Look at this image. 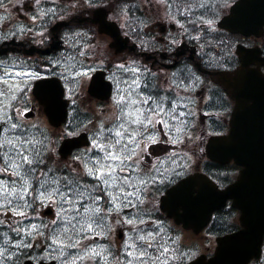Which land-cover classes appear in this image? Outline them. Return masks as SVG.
Here are the masks:
<instances>
[{
    "label": "snow or ice",
    "instance_id": "snow-or-ice-1",
    "mask_svg": "<svg viewBox=\"0 0 264 264\" xmlns=\"http://www.w3.org/2000/svg\"><path fill=\"white\" fill-rule=\"evenodd\" d=\"M12 5L0 0V46L10 49L0 54V264H201L215 228L189 244L169 218L197 216L207 193L230 233L219 243L244 242L249 229L228 194L233 173L213 172L211 182L190 175L213 153L205 138L223 135L213 125L233 120L245 75L264 77L243 51L237 68L220 32L241 22L242 0H15L25 23ZM81 10H96L93 23L131 41L133 55L112 57L91 28L71 29ZM53 21L71 29L58 37L60 54L39 62L13 54L46 46ZM164 22L172 30L160 35ZM185 41L200 50L195 58L183 56ZM221 73L227 92L213 83ZM90 80L108 103L87 104ZM34 96L62 128L36 116ZM262 247L264 238L252 242L241 264H264Z\"/></svg>",
    "mask_w": 264,
    "mask_h": 264
},
{
    "label": "flooded vegetation",
    "instance_id": "flooded-vegetation-1",
    "mask_svg": "<svg viewBox=\"0 0 264 264\" xmlns=\"http://www.w3.org/2000/svg\"><path fill=\"white\" fill-rule=\"evenodd\" d=\"M14 3H15V0H13V5L10 6V8H9V10L12 12V16L15 17L20 23H25L26 21L24 20V17L21 14H18L13 10ZM259 5H260L259 0H251L250 5L249 4L247 5V2H246L244 4L243 8L241 7V9H240L241 22L250 21L251 19H250L249 15H259L260 13H263V11L259 8ZM256 6H258V8ZM248 9H250V10H248ZM2 11H3V9H2ZM94 11L95 10H81L80 13H73L74 15H79V20L76 23H73L71 25V29H77L80 31H87V29L91 28L93 30V33H95L97 35V38L102 40L105 43L107 54L112 56V57H123V56L133 55V52L131 50L132 48H130V46H132L131 41H129V42L124 41L128 45V47H126L124 50H120V48H118V46L121 44V40L119 42L117 40H115L116 45L113 46L114 45L113 36H111L110 34L101 33L100 29H99V24H95V23H92L90 21L83 20L84 16H91L94 13ZM256 13H258V14H256ZM108 15L110 16L111 13H108ZM230 15H231V9L225 11L223 13L221 19L222 20L226 19ZM55 22L56 21H53L52 24L49 25L50 31L53 29ZM259 22H260V18L258 17L256 24L259 25ZM240 27H242L247 32L243 33L242 31L238 30ZM162 28L167 29L168 31L172 30L171 25H169L167 22H164L162 25L156 26V33H158L160 35H164L165 33L162 31ZM71 29L68 26H64L61 28L60 31L53 33V36L50 37L46 46L28 45V44H26L24 47L17 46L16 52L13 54L19 55L21 58L28 59L31 62H39L42 59H44L46 56L58 55L65 48V45L58 39V37L62 36L66 32H69ZM220 32L222 33L223 39L228 40L230 43L233 44V54H234L236 62H237V68L240 67V54L238 53V48L242 47V48H246V49H252L253 52H255V53H251L250 55L247 56L248 61L253 62L252 64L249 65V67L250 68L251 67L252 68L260 67V68L264 69V65L259 64V61L264 59V25H263V29H262V28L257 27V26L244 27V26H241L240 23H238V24L230 25L228 27H222L220 29ZM89 35H92V33H89ZM54 42H57V45L59 48H58V50H52L51 52H49V54L40 53L37 50H35V52H30L31 49L33 48L32 46H35L37 48H50L52 43H54ZM181 47L185 49V51L183 52V56L191 55V56H193V58H195V56L198 55L199 51H200L199 49H196L195 53H193L191 51L193 48V45H192V43L187 42V41H185V43L182 44ZM9 51H10V49H9ZM100 71H102V70H100ZM213 83L216 84V87L219 88L221 92H227L229 78L227 76H225L223 73H221L220 75H218L213 80ZM245 83H246V77H245ZM89 84H90V81H88V84L86 86L87 90L85 93L87 104L92 106V107H98L100 105L108 103V100L105 98L103 91L100 92L101 96L99 98L91 95L89 93ZM33 103L35 104L36 110H37L36 116L39 117V119L41 120L42 118H44V108L36 100L35 97H33ZM235 105H236V101L233 100V110L235 108ZM205 123L211 125L212 120H206ZM221 124H222V126H220V127L213 125V128H215L216 132L224 134L228 130L229 119H223L221 121ZM62 127H63V125H61L59 128H62ZM50 128H51V131H53V132L58 131V127H52L51 126ZM209 131H212V128H209ZM209 136H207L205 138V141H207V138ZM203 147L205 149V144L203 145ZM205 153H207V152L205 151ZM200 171H204L211 178L215 179V177L212 174L213 172H231V173H233L234 168L233 167L228 168V166L219 167V165L216 162L210 161L207 158V155H205L204 163L201 165V169L199 171H197L195 168H193L192 173L200 172ZM192 173H190V174H192ZM174 226L181 231L183 238H185V235L196 237V235L192 231L186 230L184 228H179V226L177 227L175 224H174ZM207 230L208 229H205L203 236L205 235V233H207ZM201 235H202V233L199 234V236H201ZM184 242H185V239H184ZM212 249L213 248L211 245V250L208 251L207 249H205L204 252H211Z\"/></svg>",
    "mask_w": 264,
    "mask_h": 264
},
{
    "label": "water",
    "instance_id": "water-1",
    "mask_svg": "<svg viewBox=\"0 0 264 264\" xmlns=\"http://www.w3.org/2000/svg\"><path fill=\"white\" fill-rule=\"evenodd\" d=\"M245 113L236 111L235 118ZM259 117L261 126L254 135L251 131L243 133L234 129L226 140L229 145L227 151L246 167L231 191H234L232 195L236 197L238 206L245 211L244 220L249 231L244 242L225 243L215 264H241L248 246L264 237V111H259ZM201 264L211 262L201 261Z\"/></svg>",
    "mask_w": 264,
    "mask_h": 264
}]
</instances>
